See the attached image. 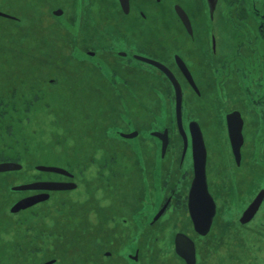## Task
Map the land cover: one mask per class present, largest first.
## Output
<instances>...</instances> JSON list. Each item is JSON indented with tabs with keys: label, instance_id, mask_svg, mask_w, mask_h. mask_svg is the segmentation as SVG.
<instances>
[{
	"label": "rangeland",
	"instance_id": "obj_1",
	"mask_svg": "<svg viewBox=\"0 0 264 264\" xmlns=\"http://www.w3.org/2000/svg\"><path fill=\"white\" fill-rule=\"evenodd\" d=\"M0 10L14 17H0V101L1 108H7L0 118V162L14 159L22 165L20 170L0 172V264H186L174 243L177 232L193 230L181 207L152 223L157 207L152 203V168L147 166L156 164L152 158L157 146L147 132L151 128L162 130L173 122L165 79L145 63V67L131 65L135 77L129 87L111 86L108 71L100 69V59L104 64L113 61L118 71L125 67L123 59L109 50L125 37L115 34L110 40L106 35L107 29L119 25L129 42L131 32L142 34L134 42L139 51L136 47H127V51L156 56L162 45L155 42L161 40L159 14L149 12L143 25L135 8L127 16L116 0H0ZM58 10H62L60 15L55 14ZM108 10L114 16L108 17ZM169 40H164L167 55L163 59L181 52ZM258 44L244 52L251 51L252 58L239 62L254 69L257 82H264ZM90 51L95 52V58L89 57ZM230 77L234 73L226 75ZM257 89L258 100L264 102L260 81ZM226 91L222 97L214 92L216 98L206 107L188 90V120L196 118L212 144L210 183L221 204L210 234L195 236L197 264H264V205L249 226L238 229L242 228L239 215L255 192L264 188V127L259 110L245 105L237 83L231 82ZM35 94L41 99L33 104L30 99ZM234 109L245 119V156L240 168L222 120V115ZM133 127L140 130V137L124 140L115 133L118 129L129 132ZM172 138L180 150L178 129ZM258 139L263 141L261 145ZM114 151L119 153L117 172H112L108 181L94 171L98 164L93 160H104ZM8 158L11 160H5ZM38 165L63 167L74 174L44 172ZM84 165L89 169L84 170ZM169 168L160 163L161 201L170 192L164 185ZM174 171L178 174L173 176L171 187L180 175ZM51 177L73 182L76 188L13 190L14 186ZM43 192L49 193L48 200L18 213L11 211L23 198ZM231 201L234 209L226 210ZM140 207L143 216H114L131 214ZM248 234L255 237L243 236ZM137 252L135 261L130 255ZM254 252H258L255 257L251 255Z\"/></svg>",
	"mask_w": 264,
	"mask_h": 264
},
{
	"label": "flooded vegetation",
	"instance_id": "obj_2",
	"mask_svg": "<svg viewBox=\"0 0 264 264\" xmlns=\"http://www.w3.org/2000/svg\"><path fill=\"white\" fill-rule=\"evenodd\" d=\"M116 1L118 3L120 10H122V12L125 13L127 16L130 15L132 13V10L135 8L140 17L139 23H142L143 25L145 24L143 20L145 21L146 19H148L149 12L153 11V16H157L159 14L157 21L160 20L161 24L159 27H157L158 28L157 32L161 40L155 42L158 43V46L160 44L162 45L160 46V49L158 48V50L156 51V56L141 54L133 49L131 51H127L125 49L127 47L130 48L136 47V49L138 50L139 45L138 43L136 45L134 42L136 41L135 40L136 36L142 34L137 30L134 31V33L131 32V42H132L131 43L127 41V39L130 38L127 35L124 36L125 34L123 35L121 33L124 28L119 27L120 25L114 27L113 29L111 28L107 29L106 35H108L110 40H112L115 37V34L118 37H125L124 39L119 38L118 39L119 43H117V46H115L114 48L111 47L109 49L111 55H115L123 59V61L125 62V67L119 68L120 70L118 71L113 67V61H109V62L106 61L104 64V61L100 59L101 62L103 63V66H101L100 69L102 70L104 69L108 71V77H109L108 80L110 81V85L119 86L120 84H122L125 87H129L130 84L133 82V78L135 77L134 70H131L132 69L131 65L133 66L141 65L142 67L143 66L145 67L146 64L148 65V63L140 61L136 58V56H144L159 61L160 63L168 67L174 73L180 84V87L182 88V92H183L182 120H183L184 129L186 131L187 140L185 136L180 132L178 126V120L176 114L175 85L173 81L161 69L149 64V66L156 69V71L163 76V79H165V85L167 90L166 92H168V99L171 101V108L174 109L173 110L174 116L171 125H164L162 127L163 128L162 130L157 128H151L147 132L148 134L151 135V137L156 139L155 145L157 146V148L153 149V152L155 153V157L152 158V161H156V164L147 167L152 168V184L155 193V197L154 199H152V203H154V206L157 207L156 211L153 213L152 216L153 219L152 223L157 222L158 219H160L162 216H170L172 211L178 212L181 209L182 215L188 216V227L190 228V224H191L192 225L191 228H193V230L191 232L189 230L188 233L184 231H179L176 233V235L178 233H184L194 242L196 249L195 264H197L198 256H199L198 240L195 236L204 238L210 234L215 224L216 218L217 216H219V210L221 209L220 208L221 204L219 202L217 195L215 194L212 184L210 183L209 174L211 168V163H210L211 159L209 155L212 144H210L206 139L204 130L202 129L198 120L196 118H191L188 120V90L194 92L197 97L201 98L202 99L201 103L207 107L209 101L216 98V94L213 95L214 92L218 93V95L222 97V92L224 94L227 93L226 90L229 89V87L231 86V82H235L239 86L245 105H247V107L253 108L254 111L259 110V120L262 126L264 127V123L262 122L261 119V117L264 118V102L258 100L259 98L257 96L258 82L260 81V85L263 84V86H264V82H261L262 79L257 82L256 79L254 78L255 76L254 69L249 65L242 64V62H239L252 58L253 55L251 51H249L246 54H244V52L245 51L247 52V50L250 49L255 43H259L257 55H259V60L262 63L261 67L264 69V4H263L264 0H259L260 3H258V0H216L214 3H212L210 0H176L173 2L170 0L169 1L128 0V4L126 8L124 7L121 0H116ZM169 3H171L172 5L169 6L168 5ZM177 6L183 9L182 11H184L186 15V22H184L180 17L177 11ZM108 11H109L108 17L114 16L110 10ZM8 15L10 17H4V16H0V17L14 18L12 15L10 14ZM174 19H176L179 22V25ZM150 22L152 24V20ZM189 23H190V28H189ZM127 28L129 29L128 26ZM166 38H170V40H173L174 44L179 48L181 52H177V51L173 52L172 57L170 56L166 59H163L162 57H165V55H167L166 52L167 48L165 47V41H164ZM221 40H223V42H221ZM170 48H172L171 45ZM94 53L95 52L90 51L88 53L89 57L95 58ZM180 60L183 62L184 66L186 67L187 75L184 73L178 62ZM188 71L190 72L193 78L195 86L191 82L192 80L190 81V79L188 78ZM231 73H234V77L233 78L230 77V79L226 78V75ZM210 96H212L213 98H210ZM39 99H41L40 94H35L34 98L30 100L32 101L33 104H35ZM28 101L29 99L27 100V104ZM2 103L3 101L1 100L0 118H3L4 115L7 113L6 107L1 108ZM233 112H239L244 121V126H243L244 141L240 150L241 159L239 162L236 160V156L233 152L229 130H228L227 117L229 114ZM137 114L138 116L141 115L140 119L141 118L143 119L142 114L139 110ZM154 119H156L155 116ZM222 120L227 130V137L229 141L230 150L233 153V158L235 159L237 166L240 168L242 167L241 164L242 162H244V156H245L244 153V147L246 144L245 119L240 110L234 109L222 115ZM192 121H197L202 130L204 143L207 151L206 174L208 181V189L216 204V212L212 219L210 229L204 235L200 234L196 230L190 209V191L193 184V180L195 178L194 156H193V134L190 129V124ZM218 123L222 124L220 119ZM11 128L12 125H9V127L7 128V132L10 135L12 134V132H10ZM166 129L168 130L165 138L167 144L165 150H163V139L153 133L154 132L163 133ZM174 129H178L179 134L181 135L182 147L180 150H178V148L176 147L177 143L172 138ZM139 131H140L139 129L133 127L132 130L129 132H124L118 129L115 131V133L124 140H131L133 138L140 137ZM130 133H136V136L133 138H126L123 136V134H130ZM257 142L260 145L263 143V141L262 140L260 141V139H258ZM145 149L146 151H148L147 148ZM118 161H119V153L117 151H114V153L110 154V156L106 157L104 160H100L97 162L96 159H94L93 162L98 164V168H96L94 171L97 170L96 172H98L100 176L110 181V178H112L111 173L117 172L115 165L118 163ZM149 161L150 160L148 158L144 162L148 163ZM3 162H15V161L12 160V161H3ZM160 163H164V165L170 167L169 170H171L168 176H166L167 177L166 179L168 180L164 182L165 187L167 189H170V192L169 195L165 196L162 199V201H161V197L159 196L160 178H161L159 171ZM83 169L87 170L89 169V167L87 165H84ZM66 170L74 174L71 170L69 169ZM173 170H178V172H180V175H178L177 177L178 181L175 183L173 187H171L173 182L172 180L174 178L173 176L178 174L177 171H174L173 173ZM239 172L241 173V169ZM80 173L82 174L81 171ZM94 177H96V175H94ZM52 181L68 182L64 180H55L53 177H51V179L44 182H52ZM180 189L183 191V193H180ZM262 190H264V188H261L258 192H255L252 201L250 200L249 204L244 208L242 214L241 215L238 214L240 216V218H238V222L240 226H242V228L238 227L240 231L245 226H249L253 222L255 216L259 215L260 209L264 205V199L258 212L255 214L254 218H252L250 221L245 223L241 221L245 211L255 201L258 194ZM237 199H235V201H237ZM232 203L233 202L231 201V203H229V206L226 205V210L229 209V207H230L229 210L234 209ZM128 206H129L128 203H126V209L128 208ZM164 207L165 210L163 211V213L160 214L161 210ZM134 212H132L131 214L117 213V215L114 216H135V215L143 216L141 207L137 208ZM245 231H247V229H245ZM176 235H175V239H176ZM243 236L255 237V235L252 234L243 235ZM175 239H174V243H175ZM251 242L252 241L248 242V244H251ZM175 251H176V243H175ZM256 254H258V252L251 253V255L252 256L254 255V257ZM130 256L135 261L138 260V252L135 255H130ZM184 262L186 264H189L185 260ZM251 264H255V263H251ZM257 264H261V263L258 262Z\"/></svg>",
	"mask_w": 264,
	"mask_h": 264
},
{
	"label": "water",
	"instance_id": "obj_3",
	"mask_svg": "<svg viewBox=\"0 0 264 264\" xmlns=\"http://www.w3.org/2000/svg\"><path fill=\"white\" fill-rule=\"evenodd\" d=\"M121 1L124 7L126 8L128 4V0H121ZM210 1L214 3L216 0H210ZM182 10L183 9L177 6V11L180 17L184 22H186V15ZM61 13L62 10H58L55 12V14H59V15ZM0 16L10 17L8 14L1 11H0ZM189 28H190V23H189ZM136 58L140 61L158 67L173 81L176 88V114H177L178 126L180 132L185 136L187 140L186 131L184 129L183 120H182L183 92L176 76L168 67H166L164 64L160 63L159 61L144 56H136ZM178 62L184 73L187 75V70L183 62L181 60ZM188 78L190 79V81L192 80L191 82L195 86V83L189 71H188ZM227 121H228V130L232 144V149L236 156V160L239 162L241 159L240 150L244 141V137H243L244 121L239 112H233L229 114L227 117ZM190 129L193 134V156H194V168H195V178L193 180V184L190 191V209L196 230L200 234L204 235L210 229L212 219L216 212V204L208 189V181L206 174L207 151H206V146L204 143L201 127L197 121H192L190 124ZM167 132L168 130L166 129L163 133L161 132L153 133L163 139V150H165L167 144V141L165 139ZM123 136L126 138H133L136 136V133L123 134ZM21 168L22 165L16 162L0 163V172L20 170ZM37 169L44 172H53L70 177L73 176L71 172L58 166L38 165ZM74 188H76V184H74L73 182L39 181V182L14 186L13 190L19 191V190L35 189V190L59 191V190H72ZM49 197H50L49 193L43 192L23 198L12 207L11 211L13 213H18L24 209L33 207L36 204L49 199ZM263 199H264V190H262L258 194L255 201L245 211L244 216L241 219L243 223L248 222L252 218H254L255 214L258 212L263 202ZM164 210L165 207L161 210L160 214L163 213ZM175 243H176L177 254L181 256L187 263L195 264L196 249L194 242L186 234L178 233L176 235Z\"/></svg>",
	"mask_w": 264,
	"mask_h": 264
},
{
	"label": "trees",
	"instance_id": "obj_4",
	"mask_svg": "<svg viewBox=\"0 0 264 264\" xmlns=\"http://www.w3.org/2000/svg\"><path fill=\"white\" fill-rule=\"evenodd\" d=\"M261 119H262V122L264 123V118L261 117ZM5 160H11V159L8 158V159H5ZM12 160L13 161H18V160H14V159H12Z\"/></svg>",
	"mask_w": 264,
	"mask_h": 264
}]
</instances>
